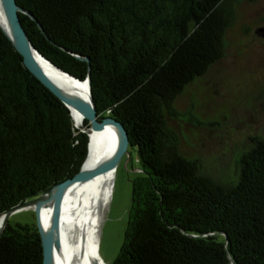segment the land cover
Instances as JSON below:
<instances>
[{
	"label": "trees",
	"instance_id": "obj_1",
	"mask_svg": "<svg viewBox=\"0 0 264 264\" xmlns=\"http://www.w3.org/2000/svg\"><path fill=\"white\" fill-rule=\"evenodd\" d=\"M16 1L34 16L19 13L32 44L75 77L90 74L98 116L122 122L137 149L141 172L113 264H264V137L237 177L220 182L170 124L177 98L223 58L237 5L252 0ZM88 146L0 27V216L74 177ZM43 261L37 224L9 220L0 264Z\"/></svg>",
	"mask_w": 264,
	"mask_h": 264
},
{
	"label": "rangeland",
	"instance_id": "obj_2",
	"mask_svg": "<svg viewBox=\"0 0 264 264\" xmlns=\"http://www.w3.org/2000/svg\"><path fill=\"white\" fill-rule=\"evenodd\" d=\"M175 107L177 116L170 124L183 152L196 158L200 170L215 180L235 179L253 138L264 137V0L237 5L223 58L184 90ZM140 172L137 149L130 147L116 168L99 228L103 264H113L123 243L132 184ZM10 221L37 223L36 213L25 208Z\"/></svg>",
	"mask_w": 264,
	"mask_h": 264
},
{
	"label": "water",
	"instance_id": "obj_3",
	"mask_svg": "<svg viewBox=\"0 0 264 264\" xmlns=\"http://www.w3.org/2000/svg\"><path fill=\"white\" fill-rule=\"evenodd\" d=\"M4 21L0 22V27L12 41L18 52L22 55L27 68L48 87L71 111L75 110L81 113L88 121L87 129L76 127L89 134V144L91 133L103 131L108 125H113L119 134V146L107 159L100 162L95 168L89 171L82 169L72 178H69L54 187L44 191L39 196L25 200L14 206L0 216V236L7 226L10 217L17 211L32 208L36 213L37 226L41 236L44 261L43 264H53V256L56 247L60 245V226L62 217V206L65 194L68 188L75 182L86 177H92L99 173L114 170L123 158L129 154L130 140L128 130L124 124L113 116L100 118L93 100L90 74L85 79H79L69 72L61 69L44 55L32 44L27 31L25 30L19 13H25L32 16L27 10L21 7L16 0H0ZM34 18V16H32ZM37 55L49 63L54 69L68 76L75 82L86 83L88 86V97L86 98L74 87H67L61 82L51 77L42 67L37 59ZM80 57L79 55H77ZM88 60V58H86ZM74 119V116H73ZM75 122V121H74ZM89 152V146H88ZM88 155V154H87ZM51 207L52 215L49 226L44 229L40 218L43 208ZM104 262V261H103Z\"/></svg>",
	"mask_w": 264,
	"mask_h": 264
},
{
	"label": "bare ground",
	"instance_id": "obj_4",
	"mask_svg": "<svg viewBox=\"0 0 264 264\" xmlns=\"http://www.w3.org/2000/svg\"><path fill=\"white\" fill-rule=\"evenodd\" d=\"M4 21L0 4V22ZM44 70L67 87H74L86 98V83L73 81L54 69L37 55ZM74 121L80 128L87 129L86 118L72 110ZM119 146V134L113 125L103 131L91 133L89 152L82 165L83 171L95 168L107 159ZM115 171L110 170L73 183L67 190L62 206L60 245L56 247L53 264H103L99 253V228L112 195ZM28 209V208H27ZM52 208H43L40 222L46 229L51 220Z\"/></svg>",
	"mask_w": 264,
	"mask_h": 264
}]
</instances>
